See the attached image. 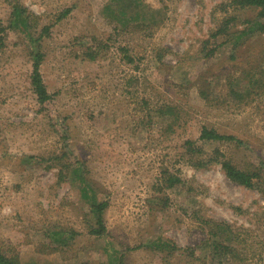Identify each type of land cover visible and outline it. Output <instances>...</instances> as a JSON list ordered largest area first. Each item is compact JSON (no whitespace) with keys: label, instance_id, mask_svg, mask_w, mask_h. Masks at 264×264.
I'll list each match as a JSON object with an SVG mask.
<instances>
[{"label":"rangeland","instance_id":"374dc122","mask_svg":"<svg viewBox=\"0 0 264 264\" xmlns=\"http://www.w3.org/2000/svg\"><path fill=\"white\" fill-rule=\"evenodd\" d=\"M257 16L232 0H0V252L18 264H264V181L240 184L219 162L264 161ZM203 126L241 142L198 139ZM104 200L98 235L91 204Z\"/></svg>","mask_w":264,"mask_h":264},{"label":"trees","instance_id":"16d2710c","mask_svg":"<svg viewBox=\"0 0 264 264\" xmlns=\"http://www.w3.org/2000/svg\"><path fill=\"white\" fill-rule=\"evenodd\" d=\"M232 3L235 4V6L244 8V7H252L254 9H258V16L255 19V22L247 21L248 23L251 22L252 24L249 25L247 28L249 29H259L264 32V0H232ZM25 9L22 8L18 10L17 6H14L13 10V15L18 16V19L20 18L19 15L24 12ZM67 10L62 12L59 17H62L64 13H66ZM25 19H23L24 23ZM230 21L229 19H226L224 22V25L219 27L220 30H223L224 27L226 28V23ZM254 21V20H253ZM26 25V22H25ZM49 29V26L43 27V31L41 34L47 32ZM247 29V30H248ZM39 35V37L41 36ZM215 34V33H214ZM38 37V38H39ZM39 46V45H38ZM43 58V53L41 50H37V52L34 53L33 55V63H32V72L30 76V83L32 86V89L34 93L37 96V100L43 105L47 104L50 99L52 98L51 93L47 90L46 84L44 82L40 66H41V61ZM62 138L64 140L67 139V134H63ZM198 139L201 140H235L236 142H241L240 139H238L234 135L230 134H224L220 133L217 130L213 128H208L207 126H203L200 132V135ZM189 142V141H188ZM219 162L222 164L226 174L234 181L243 184L245 186H260V180L264 181V161L261 160L259 164V169L258 170H242L237 167H235L233 164H231L230 161L224 160V159H219ZM263 177V179H262ZM107 205V201H101L98 203H93L91 204V208L95 211L97 214V228H94L92 230L93 233H96L98 235H102L106 232V227L104 225V220L102 217V212ZM219 244V243H218ZM219 244L218 246H220ZM0 264H18L16 260H13L11 258H8L4 255V253L0 252ZM120 264V263H119Z\"/></svg>","mask_w":264,"mask_h":264}]
</instances>
